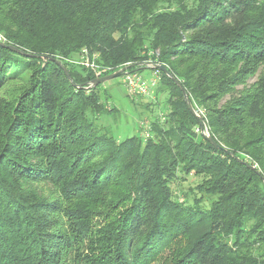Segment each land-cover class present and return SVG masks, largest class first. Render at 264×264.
I'll return each instance as SVG.
<instances>
[{
  "label": "trees",
  "instance_id": "1",
  "mask_svg": "<svg viewBox=\"0 0 264 264\" xmlns=\"http://www.w3.org/2000/svg\"><path fill=\"white\" fill-rule=\"evenodd\" d=\"M0 37L36 56L0 45V264H264V0H0ZM41 57L83 87L68 61L162 64L199 118L159 72L149 138L117 141L101 86Z\"/></svg>",
  "mask_w": 264,
  "mask_h": 264
},
{
  "label": "rangeland",
  "instance_id": "2",
  "mask_svg": "<svg viewBox=\"0 0 264 264\" xmlns=\"http://www.w3.org/2000/svg\"><path fill=\"white\" fill-rule=\"evenodd\" d=\"M142 73L146 78H151V72L143 71ZM122 77L120 75L100 85L101 88L96 89L95 93L103 106V111L97 117L89 113V118L97 126L103 127L105 133L117 141H124L133 136L144 137V128L141 125L144 124L146 118L147 120L155 119L160 115L161 109L165 107V100L168 96L166 93L161 92L157 99H155L154 93L158 89L157 87L151 98L129 97L124 88V79ZM17 87H20V85L11 84L0 91V102L9 100V98L11 99ZM147 104L150 105L148 106ZM199 182V178L189 176L185 183L180 184L179 188L181 191H185L189 187H195ZM171 186L172 191L177 195L180 191L177 190L176 182ZM33 188H36L37 192L44 196L50 195L54 190L57 191V187L52 184H35Z\"/></svg>",
  "mask_w": 264,
  "mask_h": 264
},
{
  "label": "water",
  "instance_id": "3",
  "mask_svg": "<svg viewBox=\"0 0 264 264\" xmlns=\"http://www.w3.org/2000/svg\"><path fill=\"white\" fill-rule=\"evenodd\" d=\"M0 45L3 46V47H6V48H9L17 53H19L20 55H26L28 57H36V56H32V55H29V54H25L23 53L22 51L20 52V50H18L17 48L13 47V46H8L2 42H0ZM43 59H48L49 61L51 62H54L56 63V65H58L61 69H63V72L64 74L66 75L67 79L69 80V82L73 85V87L77 88V89H87V90H90L91 89H94L96 88L97 86L99 85H102L110 80H113L115 78H117L118 76L120 75H123L125 74L128 69H129V66H126V67H123L121 68L120 70L112 73V74H109V75H105L104 77H99V78H96L94 79L87 87H83V86H79V85H76L74 84V82L72 81L68 71L66 70V68L59 62L57 61L56 59H53V58H47V57H41ZM144 67L148 68V69H154L158 72H161L163 73L165 76H167L171 81H173L175 83V85H177V87H179L181 93H182V96H183V100H184V103L188 109V111L190 112V114L195 117V118H199L197 112L195 111V109L193 108L192 104H191V101L189 100L185 90L182 88L181 84L175 80V78H173V76H171V73L166 69V67L162 64H159V63H154V62H147V63H144ZM201 135L202 137L208 142L210 143L211 145H213L216 149H219V150H222L223 148L218 145L211 137L210 135L207 133V129L201 125ZM206 132V133H205ZM231 154V153H230ZM229 154V155H230ZM236 160L244 165H246L251 171H255V167L254 166H251L241 160H239L238 158H236ZM263 180V183H264V179L261 178Z\"/></svg>",
  "mask_w": 264,
  "mask_h": 264
},
{
  "label": "built area",
  "instance_id": "4",
  "mask_svg": "<svg viewBox=\"0 0 264 264\" xmlns=\"http://www.w3.org/2000/svg\"><path fill=\"white\" fill-rule=\"evenodd\" d=\"M1 40V37H0ZM70 64L83 65L86 68L90 69L96 78L104 77L106 73L110 71L109 68H104L96 65L93 61L89 59L80 60V61H68ZM151 78H146L143 73H130L126 72L123 74V83L126 93L129 97L134 98H151L153 92L157 87H159L160 74L158 71L151 72ZM144 128V138H149V127L148 122H144L141 125Z\"/></svg>",
  "mask_w": 264,
  "mask_h": 264
}]
</instances>
